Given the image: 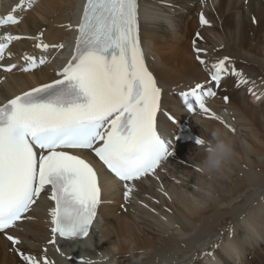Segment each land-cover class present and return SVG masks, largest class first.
Wrapping results in <instances>:
<instances>
[{
  "label": "bare ground",
  "instance_id": "obj_1",
  "mask_svg": "<svg viewBox=\"0 0 264 264\" xmlns=\"http://www.w3.org/2000/svg\"><path fill=\"white\" fill-rule=\"evenodd\" d=\"M84 2L35 0L28 8L26 2L18 7L21 0H0V18L15 8L19 21L0 26V37H22L0 59V103L58 78L56 73L71 58L70 40L74 43ZM138 9L146 66L162 90L158 133L172 141V155L155 175L136 181L125 201L122 182L91 151L68 150L98 174L102 203L89 236L47 243L48 212L54 204L45 192L26 214L31 219L0 233V264H25L20 252L34 256L38 264L44 256L51 264H78L81 257L94 264H264V62L255 57L262 58L264 49V0H138ZM201 13L207 25L200 24ZM193 40L206 50L201 57L209 65L229 57L247 81L222 92L228 77L236 83L239 79L230 67L219 88L206 84L217 93L206 98V107L219 119L188 112L179 95L209 79L196 59ZM38 42L63 48L42 51L35 47ZM25 54L47 57L48 62L21 71ZM13 64L12 71L4 70ZM215 128L233 141L234 155L224 170L207 173L201 170L204 145L195 141L210 140ZM5 233L21 243L12 245Z\"/></svg>",
  "mask_w": 264,
  "mask_h": 264
},
{
  "label": "snow or ice",
  "instance_id": "obj_2",
  "mask_svg": "<svg viewBox=\"0 0 264 264\" xmlns=\"http://www.w3.org/2000/svg\"><path fill=\"white\" fill-rule=\"evenodd\" d=\"M25 2L30 8L35 0H21L18 7H24ZM15 11L0 18V26L18 23ZM199 21L202 26L209 23L203 13ZM76 31L72 56L56 73L59 79L0 105V232L17 221L31 219L26 214L47 192L54 202L48 212L51 239L47 243L52 245L58 238L88 237L102 203L97 172L68 150L93 152L122 182L125 201L136 181L155 175L172 155V141L158 133L162 90L146 66L139 38L138 0H85ZM21 38L0 37V59L9 44ZM35 39L39 41L40 35ZM35 47L47 51L63 45L38 42ZM193 51L209 79L179 95L189 112L199 110L219 119L206 107V98L217 95L206 84L219 88L230 67L231 75L240 77L238 87L247 81L231 66L229 57L209 65L201 57L206 50L196 47V40ZM23 59L26 65L20 70L24 72L48 62L47 57L37 60L28 54ZM14 68L15 64L4 70ZM224 99L228 101V97ZM168 119L176 123L172 116ZM195 142L203 143L198 137ZM7 239L14 246L21 243L11 235ZM19 255L25 264H38L32 255ZM42 264L51 262L44 256ZM78 264L94 262L81 257Z\"/></svg>",
  "mask_w": 264,
  "mask_h": 264
},
{
  "label": "clouds",
  "instance_id": "obj_3",
  "mask_svg": "<svg viewBox=\"0 0 264 264\" xmlns=\"http://www.w3.org/2000/svg\"><path fill=\"white\" fill-rule=\"evenodd\" d=\"M205 158L202 161L201 170L207 173H218L224 170L234 155L233 141L227 133L220 128L211 131V139L202 140Z\"/></svg>",
  "mask_w": 264,
  "mask_h": 264
},
{
  "label": "rangeland",
  "instance_id": "obj_4",
  "mask_svg": "<svg viewBox=\"0 0 264 264\" xmlns=\"http://www.w3.org/2000/svg\"><path fill=\"white\" fill-rule=\"evenodd\" d=\"M264 50V49H263ZM262 50V58H261V56H255L256 57V59H257V61H258V63H260L261 65H262V62H264V61H262V59H263V57H264V51ZM249 65H251V64H249ZM237 69L238 70H240L239 72L241 73V67L240 66H238L237 67ZM262 71H263V73H264V66L262 67ZM228 77V76H227ZM262 78H264V76L262 75ZM239 79H240V77H239ZM233 83V84H232ZM236 80L234 81L232 78H230L229 79V77H228V80H226V82H225V84H223V85H221V90H222V92L224 91V92H229L232 88V86H235L236 87ZM264 85V84H263ZM214 90H216V89H214ZM180 141V140H179ZM182 142H183V140H182ZM121 206H122V204H121ZM18 228V227H17ZM14 229H16V228H14ZM15 233V232H14ZM19 258H20V256H19Z\"/></svg>",
  "mask_w": 264,
  "mask_h": 264
}]
</instances>
